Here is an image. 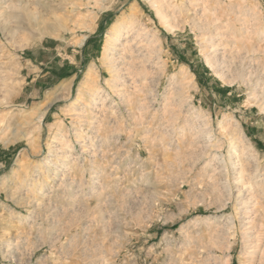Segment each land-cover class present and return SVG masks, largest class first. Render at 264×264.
<instances>
[{"label":"rangeland","instance_id":"rangeland-1","mask_svg":"<svg viewBox=\"0 0 264 264\" xmlns=\"http://www.w3.org/2000/svg\"><path fill=\"white\" fill-rule=\"evenodd\" d=\"M163 4L0 0V264H264V0Z\"/></svg>","mask_w":264,"mask_h":264},{"label":"bare ground","instance_id":"bare-ground-1","mask_svg":"<svg viewBox=\"0 0 264 264\" xmlns=\"http://www.w3.org/2000/svg\"><path fill=\"white\" fill-rule=\"evenodd\" d=\"M154 7L156 8V13L157 15L161 18V20L167 24L168 23V18H169V13L166 11V8L164 6V0H150ZM8 6V5H7ZM2 7V6H1ZM4 7V5H3ZM7 8V7H6ZM122 17V16H121ZM165 19V20H164ZM169 25V24H168ZM129 25L128 26H124L122 24V20H118V22L116 24H113L112 29L107 33L106 35V41L104 44V49H103V55L105 58V55L110 56L111 54V50H115L116 46L118 44L119 41H121L122 36H125V34L128 32L129 29ZM132 28V27H131ZM134 29V28H133ZM127 35V34H126ZM87 37V35H84V37L81 40V44L83 43V41L85 40V38ZM129 42V41H128ZM103 58V57H102ZM107 59V58H106ZM101 60V59H100ZM103 60V59H102ZM104 63V61H103ZM106 63V62H105ZM90 69V68H89ZM94 70V69H93ZM93 70H90L88 72V75L85 76L84 80H82V86H88L89 84L92 83V73ZM88 71V70H87ZM86 75V74H85ZM81 84V83H80ZM90 86V85H89ZM85 88V87H83ZM87 88V87H86ZM92 89V86L91 88ZM80 90V88H79ZM83 90V89H81ZM80 90V91H81ZM87 90V89H86ZM86 92V91H85ZM90 92V91H89ZM76 98V97H75ZM75 100V99H74Z\"/></svg>","mask_w":264,"mask_h":264}]
</instances>
